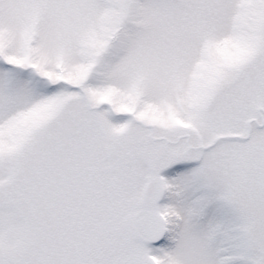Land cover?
I'll list each match as a JSON object with an SVG mask.
<instances>
[{"label":"snow or ice","instance_id":"6c2138e0","mask_svg":"<svg viewBox=\"0 0 264 264\" xmlns=\"http://www.w3.org/2000/svg\"><path fill=\"white\" fill-rule=\"evenodd\" d=\"M0 264H264V0H0Z\"/></svg>","mask_w":264,"mask_h":264}]
</instances>
